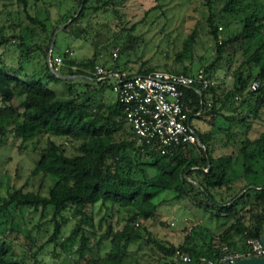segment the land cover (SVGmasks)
<instances>
[{"label":"rangeland","instance_id":"rangeland-1","mask_svg":"<svg viewBox=\"0 0 264 264\" xmlns=\"http://www.w3.org/2000/svg\"><path fill=\"white\" fill-rule=\"evenodd\" d=\"M81 1L27 0L26 5L22 6L16 0H0V40H4V44H0V60L4 61V69L9 72L16 71L19 61H24L27 57L30 69L43 65L44 51L49 40H53V56H58L68 48L75 64L93 59L94 64L115 63L127 72H135L140 67H186L195 72L212 64L210 76L218 84L216 94H219L222 101L238 79L246 80L247 85L261 71L260 65L255 63L251 56L264 42V21L255 23L258 31L253 37L240 33L241 19L255 9L258 4L256 0H113L114 3L107 7L98 3V8L95 7L94 0H89L82 18L67 27L68 34L61 33L63 28L65 29L64 24L71 16L77 14ZM225 5L227 11L221 12ZM229 10L234 11L227 13ZM209 12L214 14V24L222 27L221 31L217 29L218 37L227 40L220 50L208 33ZM27 16L39 18L41 24H32ZM192 32V42L184 49L183 41ZM21 35H24L25 46L21 45ZM32 47L33 51L28 56L27 52H30ZM114 49L117 50L115 59L112 56ZM78 66V70H88L86 66ZM59 71L67 74L65 67H61ZM68 80L72 92L70 95L78 96V101L90 99L92 113H95L99 106L103 110L115 101V94L109 86L111 80L106 83L108 86L104 89L97 88L96 82L87 83L79 77H68ZM65 84L63 81H50L47 86L63 97L68 95ZM21 98L22 95L16 93L14 104ZM248 98H251L249 106L243 109L241 101ZM254 102V98L247 91L224 100L221 112H218L220 115H215L212 123L210 117L192 120V124L198 126L201 132L209 134L203 147L211 152L212 156L234 157L246 137L249 140L255 139L264 130V107H259L255 114L249 112ZM217 103L216 106L221 107V101ZM114 122L115 126L119 125V117L114 118ZM126 130L125 125L124 130L122 128L114 132V139H129ZM49 138L51 136L42 135L21 142L11 133L6 135L0 143L2 198L21 187L38 191L42 195L47 194L53 178L32 176L30 171L37 163ZM51 139L62 145L66 155L76 154L78 143L64 138ZM137 145L138 142L135 146ZM132 154L134 153H130V157ZM135 158L137 160L138 155ZM243 183V180L235 181L230 189H216L214 193L217 199L228 200ZM155 197L159 205L154 217L146 221H133L142 238L129 245L130 256L124 264H169L171 246H179L194 227H202V230L207 228L216 235L232 222L231 218L217 219L204 208L196 206L199 199L194 202L189 199L175 200L169 192ZM248 206L249 200L241 209L242 214H245V208ZM98 208L99 203L93 208V227L83 226L86 232L94 233L90 235V251L83 252L86 258L105 255L109 250V242L102 241L98 245V241L101 235L105 234L107 223L111 225L110 232L118 231L124 225L125 218L132 213L134 206L129 205L123 209L112 206L113 211L109 213L105 208L97 213ZM51 213L50 207L33 210L8 206L5 211L0 212V244L3 242L11 257L24 264H80L82 258L76 253L78 233L74 239L76 245L70 247V252H64L59 247L60 241L75 228L78 217L72 216V208L69 207L63 213L67 222L62 227L58 240L55 243H46L53 229ZM101 217H104V221L98 224ZM197 234L200 240L202 236H206L202 231ZM199 242L195 240V243Z\"/></svg>","mask_w":264,"mask_h":264},{"label":"trees","instance_id":"trees-1","mask_svg":"<svg viewBox=\"0 0 264 264\" xmlns=\"http://www.w3.org/2000/svg\"><path fill=\"white\" fill-rule=\"evenodd\" d=\"M16 2L25 6L27 0H16ZM88 2L89 0L81 1L77 14L71 16L64 24L65 29L63 28L61 33H67V27L82 18ZM256 2L258 4L255 9L241 19L240 33L248 37H253L258 31L255 23L264 21V0H256ZM94 3L98 8V3L107 7L114 1L94 0ZM225 11H227L226 5L221 9V12ZM232 11L234 10H229L227 13ZM213 15L209 12L207 16L208 33L220 50L227 40L218 37L217 29L221 28V31L222 27L214 24ZM27 17L32 24H41L39 18ZM262 26L264 27V24ZM193 36L194 32L185 38L184 49L190 45ZM19 39L21 45L25 46L24 35L19 36ZM51 43L52 40H49L44 51L43 65L37 68L30 69L27 65L29 61L27 55L32 53L33 47L27 52V58L19 61L16 71L5 70L4 61L0 60V143L8 133L19 138L21 142L35 136L48 135L51 138H64L72 143H78L76 154L66 155L62 145L51 138L47 139L45 148L42 149L37 163L30 171L32 176L53 178L54 181L47 194L25 190V187L18 188L9 192L6 198L0 196V212L5 211L8 206L33 210L50 207L53 229L46 243H55L67 222L63 213L71 207L72 216L78 217V222L71 233L60 241L59 247L64 252H70V247L76 245L74 239L78 233L76 253L82 258L80 264H124L126 258L130 256L129 245L142 238L139 228L133 225V221L153 218L159 205L155 201V196L164 192L173 194L175 200L189 199L194 202L199 199L196 206L204 208L211 216L217 219L220 217L232 219L229 226L216 235L207 228L202 230V227H194L179 246H171L169 264H174L172 253L176 249L190 255L192 263L189 264H198L197 260L201 256L217 259L222 246H226L228 251H245L248 239L261 237L264 233V130L255 139L249 140L246 137L236 156L214 157L203 147L209 134L201 132L198 126L192 124L198 137V145H179L160 154L151 146L138 141L132 129L126 124L122 109L116 100L106 109L102 110L99 106L96 112L92 113L90 99L78 101V96L70 95L72 92L68 77H79L92 84L96 82L97 88L104 89L108 86L107 82L96 81L92 74L95 65H101L107 70L126 71V69L115 63L94 64L93 59L75 64L68 53L64 52L68 50L65 48L61 54H58L62 65L56 72H52L46 64L47 54L51 50L52 55L55 42L52 48H50ZM0 44H4V40H0ZM263 51L264 42L251 56V59L260 65L261 71L247 85L246 80L238 79L236 85L226 92L224 98L226 100L230 96H238L248 91L255 101L249 112L254 114L259 107H264ZM78 65L82 68L86 66L88 70H78L80 68ZM211 65L202 68L207 76L211 75ZM61 67L66 68L67 74L59 71ZM154 70L183 74L194 72L186 67L183 69L140 67L137 71L129 73L146 75ZM50 81L65 82L68 95L58 96L54 90L48 88L47 84ZM252 81L258 83L255 90L249 89ZM216 88L218 84L200 90V93L193 88L185 92L183 101L189 111L188 118L191 123L193 119L203 120L206 117H210L212 123L214 116L220 115L218 112H221L224 100L222 101L219 94H216ZM16 93L22 95V98L14 104ZM250 99L241 101L243 109L248 108ZM220 101L221 107H217V102ZM196 112L200 114L195 116ZM118 117L120 123L115 126L114 118ZM125 125L130 138L115 140L114 132L122 128L124 130ZM136 142H138L137 146H135ZM132 152L134 154L130 157ZM136 155H138L137 160ZM238 180H243L244 183L230 199H217L214 193L216 189H230L231 184ZM200 199L203 201L201 202ZM247 200L249 206L245 208L247 209L245 214H242L241 209ZM98 203L97 213L102 208L108 213L112 212V206L123 209L130 205L134 206V209L130 216L125 218L124 225L118 231L110 232L111 225L107 223L108 228L98 241V245L102 241L109 242V250L105 255L86 258L83 252L90 251V235L94 233L86 232L84 227H93L92 217L95 214L93 208ZM103 221L104 217H101L98 224ZM200 231L206 235L202 236V240L197 238V233ZM195 240L200 242L195 243ZM0 264L24 263L11 257L2 242Z\"/></svg>","mask_w":264,"mask_h":264},{"label":"built area","instance_id":"built-area-1","mask_svg":"<svg viewBox=\"0 0 264 264\" xmlns=\"http://www.w3.org/2000/svg\"><path fill=\"white\" fill-rule=\"evenodd\" d=\"M221 29V28H219ZM65 53L71 55L69 50ZM116 57V50L112 53ZM47 67L56 72L62 65L59 56L46 57ZM96 81H110L115 100L122 109L126 124L132 129L138 141L156 149L160 154L179 145H198V137L188 118V109L183 101L185 92L193 88L196 92L217 84L202 69L192 74L154 70L146 75H136L122 70L105 69L95 65L92 72ZM257 81L250 83V90H255ZM200 112H196L198 116ZM137 225V223L135 224ZM245 251H228L226 246L220 248V256L213 260L201 256L198 264H232L247 258L264 256V247L260 239H248ZM174 264L192 263V258L179 249L172 253Z\"/></svg>","mask_w":264,"mask_h":264},{"label":"water","instance_id":"water-1","mask_svg":"<svg viewBox=\"0 0 264 264\" xmlns=\"http://www.w3.org/2000/svg\"><path fill=\"white\" fill-rule=\"evenodd\" d=\"M52 46H53V40H52L50 48H52ZM259 239H260V241H261V243L263 244V247H264V233L261 235V237ZM232 264H264V256L263 257H258V258H247V259H244V260H240V261L234 262Z\"/></svg>","mask_w":264,"mask_h":264}]
</instances>
